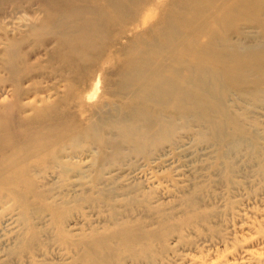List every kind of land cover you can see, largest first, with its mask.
I'll return each mask as SVG.
<instances>
[{
	"label": "rangeland",
	"instance_id": "obj_1",
	"mask_svg": "<svg viewBox=\"0 0 264 264\" xmlns=\"http://www.w3.org/2000/svg\"><path fill=\"white\" fill-rule=\"evenodd\" d=\"M115 15L99 94L29 166L26 207L0 204V264H72L56 208L70 242L149 234L115 264H264V0H124ZM19 20L2 6L0 39ZM28 224L33 255L16 240Z\"/></svg>",
	"mask_w": 264,
	"mask_h": 264
},
{
	"label": "bare ground",
	"instance_id": "obj_2",
	"mask_svg": "<svg viewBox=\"0 0 264 264\" xmlns=\"http://www.w3.org/2000/svg\"><path fill=\"white\" fill-rule=\"evenodd\" d=\"M123 1L0 0V8L6 4L20 16L15 30L0 39V74L5 76L0 79V204L11 198L15 206L26 207L29 166L45 160L48 148L67 130L70 107L90 106L99 94V84L115 58L111 31ZM133 42L134 38L128 40L129 50ZM135 66L130 58L124 61L131 84ZM135 91L131 89L132 97ZM131 103L127 98L111 104V109L114 106L119 116V109ZM99 113L105 121L113 117L105 106ZM124 132L132 138L130 131ZM52 216L55 236L75 251L72 264H115L117 249L152 244L148 233L132 226H120L109 237L93 233L70 242L61 229L60 209L52 210ZM26 226L29 231L17 233L16 240L33 255L38 234L32 224Z\"/></svg>",
	"mask_w": 264,
	"mask_h": 264
}]
</instances>
